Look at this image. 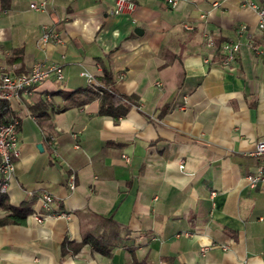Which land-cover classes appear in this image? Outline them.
Returning <instances> with one entry per match:
<instances>
[{"label": "crops", "instance_id": "obj_1", "mask_svg": "<svg viewBox=\"0 0 264 264\" xmlns=\"http://www.w3.org/2000/svg\"><path fill=\"white\" fill-rule=\"evenodd\" d=\"M44 1L45 10L30 7ZM115 1H0L1 64L64 69L34 101L52 94L68 104L65 93L90 85L84 71L98 81L107 70L118 93L135 96L119 119L101 115L98 100L57 112L49 134L28 108L7 194L52 216L0 226V264H264V183L247 179L262 165L254 151L264 138L262 38L250 3L264 0H132L131 14H114ZM44 26L65 42L42 45ZM207 34L240 42L229 67ZM87 212L115 221L111 256L89 244L62 254L66 237L82 242L83 222L94 228Z\"/></svg>", "mask_w": 264, "mask_h": 264}, {"label": "built area", "instance_id": "obj_2", "mask_svg": "<svg viewBox=\"0 0 264 264\" xmlns=\"http://www.w3.org/2000/svg\"><path fill=\"white\" fill-rule=\"evenodd\" d=\"M170 6L177 7L179 0H165ZM47 2L44 1L40 4L31 3L30 7L37 10H45ZM218 3H214L217 5ZM252 7L257 8L259 14L258 28L261 33L262 45L255 47V52L264 58V7H260L255 3H250ZM136 4L132 0H116L113 9L114 14H131L135 10ZM205 17V15H202ZM187 29H193L191 24H185ZM245 26L241 28V33L244 32ZM51 41L55 43H64L65 39L57 30L50 26H44L42 29V36L40 42L42 45H47ZM206 44L212 49H216L215 38L209 34L206 35ZM240 42H225L221 46V52L224 55L223 65L229 67L234 63L240 52ZM83 74L88 78L91 86H99L92 74L84 71ZM55 76L59 80H64L65 73L61 64L47 63L45 61L35 62L29 72L16 73L9 70L7 66L0 62V97H6V100H12L15 103V110L20 111L21 117L24 119L28 115L29 105L34 102V96L37 94L39 85L48 81L51 77ZM48 98H51L48 95ZM7 127L0 130V191L8 193L11 182L14 176V170L17 160L21 156V149L19 145V137L16 136L12 140H3V131ZM76 137V134H74ZM54 138H51L53 143ZM254 154L261 157L262 165L255 173L247 176L251 187H256L259 183H264V138L258 141ZM183 166V165H182ZM70 182L73 186L75 183L74 175L70 176ZM42 205L49 209L52 202L50 194H44L41 198ZM2 212L0 211V216ZM30 218L37 223H43L45 219L51 217V214L44 213L40 210H35L30 214ZM206 247V246H204ZM228 249V246H224Z\"/></svg>", "mask_w": 264, "mask_h": 264}, {"label": "trees", "instance_id": "obj_3", "mask_svg": "<svg viewBox=\"0 0 264 264\" xmlns=\"http://www.w3.org/2000/svg\"><path fill=\"white\" fill-rule=\"evenodd\" d=\"M2 7H6L9 0H0ZM217 56L223 63L224 55L221 52V46L224 41L216 40ZM20 50H15L14 54H17ZM99 86H91L85 88H79L74 91H70L64 94L68 104L57 106L48 99V95L42 94L39 98L29 105L30 112L35 116L39 125L49 133L53 129V117L55 113L67 110L72 106H82L90 101H99V113L101 115H111L115 119H119L128 113L132 104L135 101V96L120 94L114 88L113 75L105 70L104 74L98 78ZM55 93H53L54 95ZM49 100V101H48ZM13 115L12 109H10L9 103L6 101H0V117L7 121ZM0 226L8 224H25L29 214L33 212L31 202L29 200L23 201L19 205H14L10 202L7 193L0 191ZM86 218H90V222L94 224V228L86 229V223H82L83 240L81 243L71 241L66 237L62 242V254L66 255L69 252L78 253L81 248L87 244L91 245L95 250L100 253L111 256L112 254V241L108 232L115 228V221L112 217H105L91 212H87L84 215ZM103 228V232H99V229Z\"/></svg>", "mask_w": 264, "mask_h": 264}, {"label": "bare ground", "instance_id": "obj_4", "mask_svg": "<svg viewBox=\"0 0 264 264\" xmlns=\"http://www.w3.org/2000/svg\"><path fill=\"white\" fill-rule=\"evenodd\" d=\"M49 100L51 98H48ZM48 100V101H49ZM0 101H6L9 103L10 109L15 110V103H12V100H6V97H0ZM23 118L21 117L20 111H13L12 117L7 121L0 117V130L3 127H7L3 131V140H12L18 136V130L20 128Z\"/></svg>", "mask_w": 264, "mask_h": 264}, {"label": "water", "instance_id": "obj_5", "mask_svg": "<svg viewBox=\"0 0 264 264\" xmlns=\"http://www.w3.org/2000/svg\"><path fill=\"white\" fill-rule=\"evenodd\" d=\"M137 31H138V30H137ZM38 147H39L41 150H43V146H42V144H39Z\"/></svg>", "mask_w": 264, "mask_h": 264}]
</instances>
